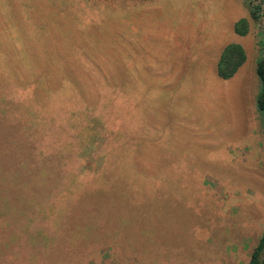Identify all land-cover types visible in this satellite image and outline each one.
<instances>
[{
	"label": "rangeland",
	"instance_id": "1",
	"mask_svg": "<svg viewBox=\"0 0 264 264\" xmlns=\"http://www.w3.org/2000/svg\"><path fill=\"white\" fill-rule=\"evenodd\" d=\"M244 17L246 0H0V125L1 110L33 102L29 119L53 122L44 136L63 131L79 93L99 107L113 99L115 113L109 171L38 216L49 233L26 234L18 209L5 208L0 264H250L264 234V16L241 36ZM231 42L247 60L225 80L217 63ZM97 70L122 93L102 92ZM9 141L0 129L8 161Z\"/></svg>",
	"mask_w": 264,
	"mask_h": 264
},
{
	"label": "trees",
	"instance_id": "2",
	"mask_svg": "<svg viewBox=\"0 0 264 264\" xmlns=\"http://www.w3.org/2000/svg\"><path fill=\"white\" fill-rule=\"evenodd\" d=\"M246 4L249 9V17L239 19L234 26L235 32L241 36L249 32L251 20L260 22L264 16V0H246ZM16 38L19 39V35ZM260 46L261 57L258 60L256 69L260 80L257 109L264 118L263 39L260 41ZM84 52L79 50L75 53L76 58L81 62L87 60V55ZM21 58L28 64L26 61L27 54L24 51H21ZM246 60L247 54L243 45L238 42H231L223 48L220 54L217 73L222 79H231ZM87 62L91 61L88 59ZM102 74L101 71L97 70L96 78L99 80L97 81L99 89L104 93L121 94V85L119 83L110 84ZM17 86L23 90V93L27 92L26 87L29 85L25 84L23 86L21 83ZM61 94H63V89L57 97L60 98ZM78 96L82 104L77 108H75L76 105L70 106L72 108L69 115L70 128L64 127L62 131L49 127L51 131L47 136L44 135L48 130V125L53 122L50 121L44 124V121L40 118L38 121L30 120L25 113L31 111L34 106L33 102L22 104L17 102L19 104L14 109L10 111L1 110L3 118L8 117L5 122L8 125H0L1 136L10 139L16 147L10 161L2 154L3 149L0 147V205H2L0 214H4L3 210L5 208L12 207L13 209L15 207L14 210L18 209L16 211L20 212V215L16 224L21 221V226L26 234H28L29 228H33L30 234L32 237L41 234L43 231L50 232L51 228L47 231V226L36 229L34 225L39 220V215L45 216L46 211L51 213L52 210H47L51 208L48 206L55 207L54 204H58L59 209H66L67 203L72 202L73 197L80 192V183L83 180L87 177L97 176L100 173L104 175L106 170L109 171L105 164L112 154L111 152H114L110 141L112 129H109V113H114L112 110L114 101L111 98L106 99L107 101L99 107V105H96L98 102L91 105V102L85 96L80 93ZM31 114L35 115V111ZM35 118H38V116H35ZM16 124H19V126ZM39 124L43 126V129L38 130L36 128ZM21 127L23 130H20ZM16 130L18 132L25 131V133L20 134ZM31 132L34 134L30 135ZM26 136L28 139H26ZM43 138L58 141V148L53 147L51 150L45 148ZM69 156H74L73 160L77 162L75 166H69V160L72 158ZM79 180H81L80 183ZM62 187L64 190L60 191ZM38 188L41 191L38 192ZM53 197H55L54 200L49 201ZM45 203L44 207L40 206ZM7 220L10 221V218L8 217ZM48 226H50V223ZM263 252L264 234L253 251L250 264H260Z\"/></svg>",
	"mask_w": 264,
	"mask_h": 264
},
{
	"label": "crops",
	"instance_id": "3",
	"mask_svg": "<svg viewBox=\"0 0 264 264\" xmlns=\"http://www.w3.org/2000/svg\"><path fill=\"white\" fill-rule=\"evenodd\" d=\"M237 72H238V71H237ZM235 75H236V74H235ZM235 75H234V76H235ZM234 76H233L232 78H234Z\"/></svg>",
	"mask_w": 264,
	"mask_h": 264
}]
</instances>
